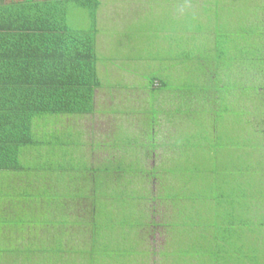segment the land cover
Instances as JSON below:
<instances>
[{
	"label": "crops",
	"instance_id": "obj_1",
	"mask_svg": "<svg viewBox=\"0 0 264 264\" xmlns=\"http://www.w3.org/2000/svg\"><path fill=\"white\" fill-rule=\"evenodd\" d=\"M132 8L136 9V6L133 5ZM118 10L120 11V8ZM117 16L119 21L120 18L126 19ZM132 18L136 19L128 18L127 24L133 20ZM123 62L117 61V64H112L113 66L110 63L99 64L98 69L103 75V82L102 87L95 91V111L93 113L84 115L82 118L55 116L49 118L48 122L46 120L37 122L40 124V130L44 126L43 129L49 132V138L46 140L50 141L47 147L35 150L39 151V156L42 157L40 160H45L43 156H49L50 160L56 163L59 161V164L66 168L67 165L73 163L74 159L78 165L77 168L84 169V172L72 174L71 171L67 173L57 171L56 174L50 173L39 177L32 173L29 178L24 173H0V207L7 204L9 208L8 211H3L4 215L0 214V218L6 217L9 221L19 220V224H13L16 225L19 233L29 231L34 233L31 239L15 235L14 238L20 237L19 242H16L17 239L16 241L7 240L6 236L0 237V243L3 241L0 252L2 251L5 257L0 264H10L15 260L16 255L7 254L4 251L14 244L34 250L36 262L41 259V255H45L44 260L39 264H199L201 261L200 258L204 253L196 254L197 246H202V239H196L197 231L200 234L199 229L192 228L187 236L186 229H190L192 225L189 227L174 226L176 219L179 223L181 221L175 211L181 212L183 206L188 204L187 199H183L179 193L178 196L161 191L147 197H141L144 194L139 193L148 191V186L153 182L158 184V179H167L162 175L149 176L148 173H151V170L172 168L176 165L174 159H178L179 162L184 160L178 148L177 151L174 148L176 139L181 137V133L176 132H179L177 125L179 118L172 114L174 118L168 117L169 112L164 107L165 102L170 105L179 102V96L170 90L159 93L158 98L154 99V92L150 91L148 75L144 73L156 72L154 67L161 63L158 59L135 58L133 62L143 65L144 68L147 63H152V67L148 66L142 73L135 72L130 67L124 70ZM124 83L127 85L122 86ZM97 93L99 95L105 93L107 98H110V109L100 107L101 103ZM110 93L114 94L110 95ZM156 104L158 109H163L168 113L158 115L155 122L154 117L156 116L153 108L157 109ZM107 115L111 120L107 128L109 129L108 134L103 137L104 141H96L94 132L86 130L81 120L79 121L81 124L76 123L74 129H71L70 123L74 119L90 117V120L95 121ZM160 117L163 120H160ZM183 117L182 115L180 118ZM165 118H170V120L166 121ZM49 126L51 127L48 128ZM172 126L175 129L173 135H171ZM40 133L45 134L46 132ZM53 133L58 137L69 133V142L66 141L67 144H63L54 137ZM163 137L169 138L170 141H162ZM76 139L83 143L77 147L79 150H76L80 155L71 157L68 153L64 154L67 148L73 149L71 142ZM96 143L101 146L93 147L92 145ZM153 145H157V150L152 148ZM81 147L84 148L83 151ZM33 150L26 152L25 162L35 163L37 153ZM113 151L121 154L112 156ZM99 153L106 155L96 158L94 155ZM150 163L155 165L149 168ZM130 165H134L135 169L139 167L143 172L136 171L128 177L108 176L105 172L107 167L129 168ZM175 177L182 180V177ZM83 179L87 180L86 191L88 192L86 194H84V186L79 183ZM177 179L175 183L179 185ZM58 186L59 190L56 189ZM24 188L26 193L19 194L18 191ZM139 188L143 190L139 191ZM46 191L49 193L47 197H32ZM67 195H73V197L69 198ZM190 196V200L197 201L193 191ZM180 199H182V205L179 206ZM108 202L110 205H107ZM121 210L134 214L140 212V215L137 214L136 218L130 219L128 224L122 223L123 218L117 215V211ZM22 217L27 218L26 221L34 225L29 231H22L24 229L21 227L23 222H20ZM139 217L142 220L138 221ZM11 224L8 223V225ZM116 224L117 228L123 225L127 230L126 233L116 234L114 237L112 230ZM130 228L132 231H128ZM101 232L111 239L105 241V238H101ZM45 236L47 240L43 238ZM130 241L137 242V245ZM29 243L31 244L27 245ZM129 245H134V247ZM51 246L53 256L57 257H47ZM129 249L131 251H128ZM224 256L226 255H222ZM35 257L32 256L33 261ZM23 260L24 262L29 261L26 257ZM33 263L29 261L27 264ZM215 264H220V262Z\"/></svg>",
	"mask_w": 264,
	"mask_h": 264
},
{
	"label": "rangeland",
	"instance_id": "obj_2",
	"mask_svg": "<svg viewBox=\"0 0 264 264\" xmlns=\"http://www.w3.org/2000/svg\"><path fill=\"white\" fill-rule=\"evenodd\" d=\"M9 1L24 2L26 0ZM208 1L210 0H101L102 6L96 20L98 23H101V25L99 23L96 50L98 55H100L99 58L106 63L112 65L113 63L117 64V61H124L122 64L124 70L130 67L133 71H138L139 73H142L148 66L152 67V63H147V66L144 68L143 65L133 62L135 58L142 59L147 57L149 59H158L161 63L154 67L156 72L144 73L150 75L147 76L149 79L152 78V75L153 77H165L169 86H173L171 89H175V86L180 87L185 85L184 89H182L183 92H181L185 93V99L182 102H174L171 105L165 102L164 107L168 110L169 116L178 111L177 118L179 119L177 120V125L179 132H176L177 134L181 133L182 140H184L183 142L185 144L192 145H186L184 148L180 147L184 160L181 162V165H176L173 168L178 173H171L172 168L159 169L158 175H162L167 179H158L157 181L160 184L153 182L148 186V191L139 192L144 194L141 197H147L153 193H160L161 191L172 195L181 194L180 196L183 199H187L188 204L183 206L180 210L181 212L175 211L181 218V221L179 223V220L176 219L174 226L183 225L184 227H189L192 225L193 227L186 229L187 236H189L192 228L197 227L200 234L197 231L196 239L198 240L202 236L204 238V240L202 239V245L206 243L212 244H206L208 248L210 245L215 246L217 244L227 246L225 249L228 253L226 256L220 258V264H264V138L260 137V140L255 134L249 133L250 131L247 130L248 128L244 124L245 118L241 113L242 111L238 109V107L243 106L245 110H252L253 105L249 103L250 97H245L241 91H238L236 98L241 97V99H236L235 101V99L231 100L232 95L222 91L220 92L222 96H220L221 94H216L219 100L221 99V104L219 103V106L216 108L218 109L215 112L217 115L207 114L197 117H188L187 115V119L192 120L188 121L185 119L186 110L188 113H192L193 109H198L199 111L197 112L210 111L212 109L211 106H208L209 104H203V102L209 99L206 96L217 92L218 89L215 86V88L211 87V89L200 90L201 87L199 86L203 80L200 74L202 70L198 60H196L195 66L192 59L205 52V48L209 43V41L208 43H202L203 40L201 38L197 40L192 34L195 32L198 33L202 30V27L204 31L213 29L214 27L211 24L199 27L200 20L197 21L196 18L190 16L204 14L205 7H208L209 10L211 9L210 11L212 13L215 12L212 9L213 4L209 6L207 4ZM224 1L231 2V4L226 3L230 6L229 8L226 7L225 17L232 10L233 16L230 20L234 21V27L236 29L238 28V30L243 28L244 25L245 27L247 26V22H250L251 17L256 13L257 5L264 6V0H243L246 4H244L242 13L232 3V1L239 2L240 0ZM133 5L136 6V9L132 8ZM221 6H224V3ZM68 7L67 19L72 29L88 31L92 28L91 23L93 20L88 9L76 6L75 3L69 4ZM119 8L120 11L118 10ZM238 14L243 15L244 20L242 22H240L241 16ZM256 14L260 15V13ZM116 15L126 19L120 18L121 20L119 21ZM203 16L206 18L205 14ZM130 17L136 19L132 18L133 20L127 24L128 18ZM103 19L107 20L104 21ZM102 22L104 23L103 25ZM189 38L192 40H188ZM232 39L235 40L236 38L232 37ZM173 60L175 62L171 65L175 64L176 67L172 69L169 65ZM101 62L103 63V61ZM100 80L103 82L101 77ZM192 84L199 89L190 90ZM126 85L124 83L122 86ZM177 93L180 94V92ZM97 94L99 102L101 103V105L99 104L100 107L102 108L104 106L110 109V98H107L105 93L101 95L99 93ZM113 94L110 93V95ZM190 95L193 96V100L199 101L197 103L195 101H187V99H191ZM206 106H208V110ZM155 108L158 109L157 104ZM225 109L229 111L226 113ZM182 115L184 117L180 118ZM100 118H97L95 121L90 120V117L79 120L74 119L70 123V126L73 130L74 125L80 123L79 121L81 120L85 125L83 127L87 128L86 130H92L94 132V139L96 141H102L103 139L105 140L103 137L108 134L109 129L107 128L111 118L108 115L106 117L101 116ZM250 118L255 121L253 114H251ZM159 119L163 120L161 117ZM149 120H151L150 116ZM165 120L169 121L170 118H165ZM215 125H217L218 130L214 127ZM43 128L45 127L43 126ZM43 128H41L42 131L44 130ZM174 130L172 126L171 135H173ZM214 131L217 133L215 134ZM41 138L44 141L46 135L43 134ZM47 138L49 137L47 136ZM52 138L53 135L51 136V140ZM59 139L60 141L66 140L69 142V133L61 135ZM161 140L164 142L170 141L169 138L164 137ZM193 144H197L196 147ZM261 144L263 149H261ZM69 150L70 148H67L66 152ZM113 152L112 156L114 154H121L116 151ZM105 155L99 153L94 156L98 158L104 157ZM259 156H261V159ZM154 165L150 163L149 168ZM232 165L234 166L233 170L235 172L241 173L243 171L246 175L250 173L251 178L245 180L239 173H233L232 180H236L237 183L234 182L233 185L226 187L225 183L229 181V173L227 172L228 169H226V166ZM191 169L194 171L188 175L184 174V172H188ZM175 176L182 177V180L177 179ZM190 176H192V180ZM173 177L178 180L179 185L175 183L176 181ZM194 182L196 185L193 184ZM79 183L84 186V194H86L88 192L86 191L87 180H80ZM216 183L226 187L223 189L229 195L226 201L222 198L226 194L219 195V192L216 191ZM141 190L143 189L139 188V191ZM192 191L196 195L197 201L190 200V193L192 195ZM18 193H26L25 188L18 191ZM6 205L4 204L3 207H0V214L4 215L3 211H8L9 208ZM107 205H110L109 202ZM178 205H182V199H180ZM199 207L201 208L199 209ZM168 208L170 210V207ZM122 214H125V216H122ZM137 214L140 215V212L134 214L129 213V211L127 213L123 210L117 211V215L123 218L121 222L127 224L130 222V219L133 220L134 217L136 218ZM26 220L27 218L24 217L20 220L23 221L21 227H24V229L22 231H29L30 228L34 227L33 224ZM140 220L142 219L139 217L138 221ZM126 231L123 225L117 228V224L112 230L114 237L116 234L123 235ZM128 231H132V229L130 228ZM102 233L101 238H105V241L111 239ZM15 235H19L21 238L31 239L34 233H30V231L19 233L17 232L16 225L13 224L8 225L6 223L2 226L0 225V237L6 236L7 240L12 239V241H16L17 239L16 242H19L20 237L16 236L14 238ZM166 235H170V233H166ZM43 238L47 240L46 236ZM135 241L130 242L137 245ZM1 245H3V241L0 243ZM129 246L134 247V245ZM12 248L15 250L16 258L10 264H27L29 262H24L23 260L26 257L23 254L26 251V247L14 244ZM128 251H131V249ZM2 253L0 252V262L5 259ZM215 253V249L209 250L200 258L201 261H199V264H212V254L215 255ZM33 256L35 257L34 254ZM44 257L45 255H41V259L37 262L35 257L33 264H39L44 260ZM47 257H57L56 255L53 256L52 246Z\"/></svg>",
	"mask_w": 264,
	"mask_h": 264
},
{
	"label": "trees",
	"instance_id": "obj_3",
	"mask_svg": "<svg viewBox=\"0 0 264 264\" xmlns=\"http://www.w3.org/2000/svg\"><path fill=\"white\" fill-rule=\"evenodd\" d=\"M72 3L90 11L93 20L90 30H75L68 24V5ZM222 3L224 6H221ZM226 3L231 4L230 1L210 0L207 4L209 6L213 4L212 9L215 12L212 13L211 9L205 7L206 18H204V14L190 16L196 18L197 21L200 20L199 27L208 24L214 27L207 29V31H204L202 27L198 33L192 34L197 40L201 38L202 43L209 41L205 52L192 59L195 66L196 60H198L202 70L200 74L203 80L199 86L201 87L200 90L215 88V86L218 89L217 92L206 96L210 100L207 99L203 102V104L211 106L210 111L197 112L198 109H193L192 113H188L186 110L185 117L187 119V115L188 117L207 114L217 115L215 112L218 109L216 108L219 103L221 104V99L219 100L217 95L221 94L220 96H222L220 92L224 91L232 95L231 100L235 99L236 101V99H241V97L236 98L238 91H241L245 97H250L249 103L253 105L252 110L248 111L238 104L240 106L238 109L242 111L241 113L245 118V127L248 128L249 133L255 134L259 139L260 137L264 138V6L257 5L256 13H260V15L255 13L250 22H247V26L244 25L238 30L234 27V21L230 20L233 16L232 10L225 17L226 7L229 8L230 6ZM232 3L233 6L235 4L237 10L243 13L244 4H246L243 0L232 1ZM101 5V0H26L24 2L0 0V173H24L29 178L32 173L39 177L50 173L56 174L57 171L64 173L71 171L72 174L85 171L77 168L78 165L74 159L73 163L67 165L66 168L62 167L59 161L56 163L50 160L49 156H43L45 160H40L42 157L39 156V151L35 150H42L50 144V141L46 140L49 132L45 129L43 131L46 132V139L42 140L43 133H40L42 131L38 128L37 122L45 120L48 122L49 118L55 116L82 117L95 111V91L102 87L100 77L103 78L98 67L99 64H106L104 60L99 58L100 55L96 50L99 33V23L96 20ZM238 15L241 16L240 22H242L244 20L243 15ZM232 37L236 39L234 40ZM178 38L180 39V37ZM188 40L192 39L189 38ZM174 62L175 60L169 65L172 69L176 67L175 64L171 65ZM149 81L150 91L154 92L155 100L159 93L170 90L176 93L180 92V94L177 93L179 102H182L186 97L185 93H181L185 85L175 86V89H171L173 86H169L165 77L162 76L153 77L152 75ZM192 89L199 88L192 84L190 90ZM190 97L191 99H187V101H195L196 103L199 101L193 100L192 95ZM228 111L225 109L226 113ZM154 112L155 122L158 115L168 113L163 109L153 108ZM180 112L184 114L183 111L180 110ZM177 113L178 111L172 115H177ZM251 114L254 115L256 122L250 118ZM190 120L192 119L188 121ZM214 127L218 130L217 125ZM214 133L217 132L214 131ZM53 135L59 139L58 135L54 133ZM182 138V136L177 138L176 144H173L176 151L178 148L180 154V147L192 145L185 144ZM150 139L153 140L152 137ZM62 143L67 144L66 140H63ZM71 144L73 149L70 148L64 154L68 153L71 157L79 156L80 154L76 150H79L77 147L83 143L76 139ZM196 145L193 144L195 147ZM92 146L100 147L101 145L96 143ZM81 148L83 151L84 148ZM152 148L157 150L158 147L153 145ZM31 149L37 153L35 163L32 161H29L30 163L25 162L26 152ZM261 149H263L262 144ZM49 153L51 154V151ZM173 156L175 158V155ZM259 157L261 159V156ZM174 163L176 165L182 164L178 159H174ZM128 167H107L105 172L108 176L123 177H128L136 171L143 172L139 167L138 169L133 168L134 165ZM173 168L174 166L171 173H178ZM233 168V165L226 166V169L229 170H227L229 181L225 183L226 187L233 185L234 182L237 183L236 180H232V177L234 176L233 173L239 172H235ZM158 170H151L149 175L161 176L158 175ZM192 171L194 170H188L184 174L188 175ZM249 174L246 175L243 171L239 173L245 180L251 178ZM190 179H193L192 176ZM230 181L232 182L230 183ZM193 184L196 185L195 182ZM226 187L216 183L215 188L219 195L226 194L222 197L225 201L229 197L223 190ZM56 189L59 190V186ZM28 195L30 194L28 193ZM48 195L49 193L46 191L32 197L41 198ZM68 197H73V195ZM6 223L19 224V220L9 221L6 217L0 218V225ZM201 239L204 240L202 236ZM206 244L201 247L198 245L196 254L202 252L204 256L209 250L215 249V255L212 254V264L220 262L222 255L228 253L225 249L227 246L219 244L211 246V244L208 248ZM4 251L7 254L16 255L12 247ZM33 252L34 250L27 248L22 253L26 255L29 261L34 262Z\"/></svg>",
	"mask_w": 264,
	"mask_h": 264
}]
</instances>
